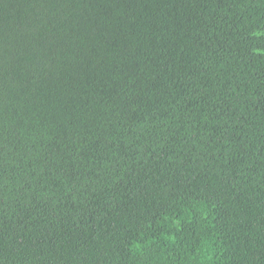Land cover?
Masks as SVG:
<instances>
[{"label":"trees","instance_id":"obj_1","mask_svg":"<svg viewBox=\"0 0 264 264\" xmlns=\"http://www.w3.org/2000/svg\"><path fill=\"white\" fill-rule=\"evenodd\" d=\"M0 264H264V0H0Z\"/></svg>","mask_w":264,"mask_h":264}]
</instances>
